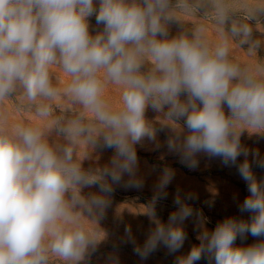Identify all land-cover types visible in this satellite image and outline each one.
<instances>
[{"label": "clouds", "instance_id": "1", "mask_svg": "<svg viewBox=\"0 0 264 264\" xmlns=\"http://www.w3.org/2000/svg\"><path fill=\"white\" fill-rule=\"evenodd\" d=\"M233 13L229 0H0V104L18 98L45 122L8 126L0 115V264H82L95 251L103 239L96 222L105 218L113 186L143 187L136 146L157 141L149 108L176 130L166 147L181 164L194 170L200 154L218 158L237 169L248 193L238 205L251 214L247 220L228 217L204 229L175 264H264V240L235 245L238 237H264V178L253 171L264 169V157L241 143L245 131L264 136V59L242 64L232 56L233 44L247 45L249 56L264 46L249 23L264 14V0L238 20ZM93 16L102 25L95 34ZM172 21L182 25L175 36ZM202 21L215 26V40ZM53 66L70 77L63 88ZM107 84L122 88L120 107L105 99ZM52 132L63 143H51ZM84 146L114 155L102 169H85ZM173 178L165 167L153 203L167 198ZM192 199L177 191L167 223L150 207L155 227L142 244L125 227L141 261L161 247L180 252L184 222L194 214L203 226L186 203Z\"/></svg>", "mask_w": 264, "mask_h": 264}, {"label": "rangeland", "instance_id": "2", "mask_svg": "<svg viewBox=\"0 0 264 264\" xmlns=\"http://www.w3.org/2000/svg\"><path fill=\"white\" fill-rule=\"evenodd\" d=\"M174 2V0H173ZM235 13L231 15L232 19H240L246 6L253 5L256 0H229ZM205 9L198 13V19L202 18ZM187 21L194 22L195 18L187 17ZM199 22V21H195ZM208 26V35L210 39H216V29L211 21H202ZM253 26V38L264 41V14H258L255 20L249 21ZM90 31L95 34L102 29V25H97L95 17L89 20ZM190 27L191 25H186ZM182 30V25L178 21H172L169 25L170 36H175ZM233 58L242 64H255L257 59H264V46H262L257 56H249L243 49H239L233 44ZM52 72L59 79L58 87L63 88L70 79L67 74L59 68L53 66ZM55 83V81H54ZM122 88L118 85L107 84L104 88L105 99L113 108L121 106ZM66 101L58 99L57 105L64 106ZM225 112L228 110L225 106ZM0 115L6 118L7 125L12 126L17 123H32L33 126L43 127L45 122L37 119L33 112L19 102L18 98H10L3 104H0ZM71 116V113H65ZM146 118L150 121L154 129H157V141L151 142L147 139L142 145H137L138 172L137 175L143 181V187L124 188L113 186V193L107 197L109 206L105 210V218L96 222V227L103 233V239L97 245L95 251H90L82 264H175L176 257L185 255L190 248L199 244L198 235L207 229L209 232L214 230L215 226L228 217L247 220L250 213H241L238 205L248 195L245 182L240 178L235 167H225L218 158L210 159L204 154H200L198 167L194 170L189 169L180 163L177 154L170 153L166 147V141L169 136L176 135V130L171 125L163 124V116L154 112L151 108L146 111ZM183 123L182 121L180 122ZM162 129V130H161ZM49 141L51 143H63L61 137L55 132L50 133ZM157 143L159 147H157ZM241 143L250 151H258L261 157H264V136L258 134H249L245 131L241 135ZM81 151L85 153L81 160L82 167L93 171L102 169L109 164L114 155L113 149L89 150L84 146ZM243 160V157L239 158ZM251 160V156L249 157ZM167 167L174 171V178L167 187L168 193L166 199H159L153 203L156 195V184L162 173ZM253 171L257 178H264V169L253 165ZM127 179V177H125ZM97 189L86 188L84 193L96 192ZM177 191L180 195L186 196L193 194L195 199L187 200L186 203L194 210V213L202 215L204 219L203 226L200 225V217L194 214L184 222V230L187 234V240L180 252L169 255L167 250L161 247L158 251L151 254L147 260L141 259L133 252V245L126 242L125 227L131 228L132 235L138 244H142L148 232L155 227L151 218L148 216L150 207L155 211L157 219L162 223H167L169 215L176 210L173 203ZM264 240V237H252L246 235L245 239L237 238L235 245L247 247L254 243ZM198 264H208L206 259H202Z\"/></svg>", "mask_w": 264, "mask_h": 264}]
</instances>
